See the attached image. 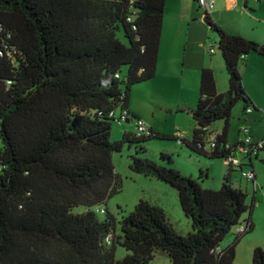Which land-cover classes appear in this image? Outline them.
Returning a JSON list of instances; mask_svg holds the SVG:
<instances>
[{
    "label": "trees",
    "instance_id": "1",
    "mask_svg": "<svg viewBox=\"0 0 264 264\" xmlns=\"http://www.w3.org/2000/svg\"><path fill=\"white\" fill-rule=\"evenodd\" d=\"M165 1L0 0V264H149L157 250L172 264H234L240 238L254 229L256 195L248 202L247 190L232 182L234 170H249L254 188L249 156L229 162L218 189L204 186L208 171L195 178L173 167L168 152H159L162 163L131 156L134 172L177 190L192 227L185 235L146 199L120 218L93 208L122 188L112 154L124 144L143 152L147 139H174L192 154L227 159L239 144L227 138L233 107L255 108L240 64L251 52L264 57V45L202 11L217 33L228 88L219 92L205 67L190 135L135 127L111 139L117 117L134 125L140 118L129 108L131 88L156 75ZM216 120L221 131L211 129ZM117 246L128 251L120 259ZM251 264H264L262 247Z\"/></svg>",
    "mask_w": 264,
    "mask_h": 264
},
{
    "label": "rangeland",
    "instance_id": "2",
    "mask_svg": "<svg viewBox=\"0 0 264 264\" xmlns=\"http://www.w3.org/2000/svg\"><path fill=\"white\" fill-rule=\"evenodd\" d=\"M222 1L223 0H217L216 9L218 8V10L215 15H211V18L215 22L220 24L226 30L228 29L231 32H241L246 36H248L247 34L252 33H262L261 31L264 29V0H261L262 2L258 0H248V3L246 4H244L243 0H237L238 3L233 9H225ZM193 3L197 9V19H200L201 22L195 20L191 32L187 31L186 26L184 25L176 33V41L179 44L181 52H184V48L187 44V63L191 61L192 58L199 59L200 53L198 52V47L204 39L209 42L211 47L217 48V53L219 52L217 33L211 30L208 24L202 19L203 12L199 8L198 2L193 0ZM212 11L213 10H211V12ZM166 25L163 36L173 39L175 30L169 17L167 18ZM119 37L122 38L121 33H119ZM214 40L216 41L213 42ZM193 53L195 55H192ZM125 71L126 67L124 68V72ZM180 82L181 81L175 79L164 80L163 78L156 76V78L154 77L149 81L137 83L131 88L130 102L132 106L138 108L141 115H143L148 124H150L149 126L153 125L157 131L175 133V114L166 112L165 108L167 110L168 106L172 105L171 101L179 96ZM188 82L189 81L184 83L188 84ZM152 110L154 113H151ZM249 116L250 113L244 109L243 102H237L231 113L228 141L232 143L239 141L240 134L238 131L240 128L248 126L245 119H248ZM124 124H126V122ZM127 125L129 126L128 128L130 131L135 132L134 120H131ZM223 125V120H216L211 124V129L214 131H221ZM254 126L258 131H261V127ZM119 129H121V127L116 122H113L111 139L119 138V136H121L117 134V130ZM141 143L145 148V151L143 152L139 150L136 151L134 146L124 144L121 151L112 154L115 170L122 179V188L119 192L111 196L106 203L98 204L93 208L96 210L99 208H105V212H98L101 217L105 216L106 212H110L120 218L122 214L130 212L138 200L146 199L154 204H163L166 207L170 218L175 222L177 230L185 235L192 230V227L190 220L185 216L180 206L177 190L155 177L145 176L144 174L134 172L130 168L131 156L138 155L141 157H148L162 163L165 161H161L159 158V152H168L173 158L171 165L184 174L198 178L199 169L204 172L208 171V176L205 178L203 184L212 189H218L220 187L223 176L227 171L229 161L223 158L210 159L203 155L192 154L185 145L180 144L174 139H147ZM0 146H2L1 140ZM262 159H264V151L260 153L258 158L253 159L254 170L256 173L254 188L252 182L242 176L239 169L234 170L232 173L233 185L240 186L247 190V201L250 202L254 194L257 198L252 213L254 229L240 238L236 247L234 264H251L253 249L256 246H260L264 249V162ZM245 169H250V166H245ZM83 208V206H78L75 210L81 211ZM246 216L247 212L242 215L241 221ZM234 229L223 239L221 243L223 246L227 247L233 241L235 236ZM127 252L128 251L124 247L117 246L115 257L120 259L125 256ZM149 264L172 263L166 252L157 250L154 254V258Z\"/></svg>",
    "mask_w": 264,
    "mask_h": 264
},
{
    "label": "crops",
    "instance_id": "3",
    "mask_svg": "<svg viewBox=\"0 0 264 264\" xmlns=\"http://www.w3.org/2000/svg\"><path fill=\"white\" fill-rule=\"evenodd\" d=\"M243 1L244 4L248 3V0H243ZM222 2H223L222 4L225 6V9H233L236 7L238 3L237 0H223ZM216 4H217V0H216ZM216 4L215 7L212 9L213 11L212 12L209 11L210 16L215 15V13L217 12L218 8L216 9ZM168 17L171 23L173 24L175 30L173 39L170 37L163 36V32L165 30V27L167 26L166 24ZM202 19L204 20L203 16ZM195 20L201 22L200 19L199 20L197 19V9L193 3V0L165 1L163 27L161 33L155 78L156 76H158L160 78H163L164 80L175 79L181 81L179 84L180 85L179 86L180 93H178L179 96H177L173 101H171L172 105L171 106L169 105L167 110L165 108L166 112L175 114L174 115L175 116L174 126L176 127L175 133H179L181 136H188L190 135L191 132L192 123H193L191 112H188L186 109H184V107H189L191 108L192 111V109L197 104L199 97L201 70L205 67L212 68L214 72L216 88L219 92H223L228 88V75L224 67L223 59L220 53L219 52L217 53V48L215 49L214 52H211L210 51L211 45L209 44V42H207L204 39L201 45L198 47L199 48L198 52L200 53L199 59L197 58L194 59L191 56L192 60L189 61L188 63L186 61L187 44L186 47L184 48V52H181V50L179 49V44L176 41L177 40L176 33L184 25L186 26L187 31L191 32L193 30V25L195 24L194 23ZM228 31L231 32L230 30ZM261 32H262L261 34L252 33L247 35L264 45V29ZM235 33H241V32H235ZM215 41L216 40H214L213 42ZM191 51H192V47H191ZM192 55L195 54L193 53ZM240 70L243 77V83L245 89L249 94V96L251 97L255 105V108L251 110H246L247 112L250 113L249 118L245 119L248 126L244 128H240L238 132L240 134V139H241V137L243 136V130L246 129L247 133L252 136L253 140L256 141L263 138L264 136V57L255 52H251L247 54L245 60L240 64ZM187 81H189L188 84H185ZM163 94H164V89H163ZM129 108L136 116L145 120L148 126L150 125L148 124L146 118L143 115H141L140 110L132 106L130 101H129ZM151 113H154V111L152 110ZM130 121L131 120L126 118L125 120H123L121 124H118L121 127V129L117 130L118 135L122 136V134L125 131H130L128 128L129 126L127 125L128 123H130ZM125 122L126 124H124ZM254 125L261 127V131H258ZM149 127L155 130L153 125ZM121 136H119V138ZM258 157L252 156L251 158L248 159V162L251 161L254 167L253 159ZM160 206H162L165 209L166 213L168 214L166 207L163 204H160Z\"/></svg>",
    "mask_w": 264,
    "mask_h": 264
},
{
    "label": "built area",
    "instance_id": "4",
    "mask_svg": "<svg viewBox=\"0 0 264 264\" xmlns=\"http://www.w3.org/2000/svg\"><path fill=\"white\" fill-rule=\"evenodd\" d=\"M199 7L204 12L211 11L216 4V0H198ZM215 47H211L210 51L214 52ZM251 110V109H248ZM126 119L125 114H122L121 117L116 118V123L121 124L123 120ZM135 127L138 131H145L148 129V125L145 120L139 118L136 121ZM264 148V137L259 140H253L252 136L249 135L246 129L243 130V136L239 140V144L233 154L229 155L227 160L233 165H239L243 162L246 156L252 157L258 153L259 150ZM242 176L246 178H252L253 173L249 170L242 172ZM255 185V184H254ZM244 225H239L236 230L243 231Z\"/></svg>",
    "mask_w": 264,
    "mask_h": 264
},
{
    "label": "water",
    "instance_id": "5",
    "mask_svg": "<svg viewBox=\"0 0 264 264\" xmlns=\"http://www.w3.org/2000/svg\"><path fill=\"white\" fill-rule=\"evenodd\" d=\"M184 109H186L188 112H191V108L189 107H184Z\"/></svg>",
    "mask_w": 264,
    "mask_h": 264
}]
</instances>
